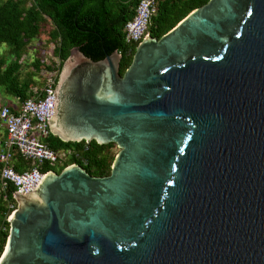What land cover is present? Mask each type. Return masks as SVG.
I'll return each mask as SVG.
<instances>
[{
    "label": "water",
    "instance_id": "obj_1",
    "mask_svg": "<svg viewBox=\"0 0 264 264\" xmlns=\"http://www.w3.org/2000/svg\"><path fill=\"white\" fill-rule=\"evenodd\" d=\"M61 64L48 128L114 143L16 195L0 264H264V0H207L135 45Z\"/></svg>",
    "mask_w": 264,
    "mask_h": 264
},
{
    "label": "trees",
    "instance_id": "obj_2",
    "mask_svg": "<svg viewBox=\"0 0 264 264\" xmlns=\"http://www.w3.org/2000/svg\"><path fill=\"white\" fill-rule=\"evenodd\" d=\"M207 0H157L156 12L150 17L148 34L158 38L173 27L189 11ZM137 0H0V93L7 98L22 100L29 86L39 85L41 72L60 70L61 64L76 48L91 60L101 59L116 50L120 53L119 74L128 65L136 43H126L122 27L133 14ZM42 21H48L46 37L40 35ZM40 40L45 48L37 56L26 51L32 39ZM39 42V41H38ZM5 50H4V49ZM48 51L50 54H48ZM4 52V53H2ZM51 56L47 60L44 55ZM5 54L12 56L11 59ZM56 59V62L53 60ZM27 65L26 71L20 69ZM53 150L73 147L77 156H70L63 167L76 163L93 176H104L109 172L114 156L105 152L114 143L97 144L93 140L82 150L80 142H63L53 135L45 139ZM18 159L17 166L23 162ZM16 166V167H17ZM50 169L41 166V170ZM5 202L0 198V254L8 232L4 220ZM1 227L3 229H1Z\"/></svg>",
    "mask_w": 264,
    "mask_h": 264
},
{
    "label": "built area",
    "instance_id": "obj_3",
    "mask_svg": "<svg viewBox=\"0 0 264 264\" xmlns=\"http://www.w3.org/2000/svg\"><path fill=\"white\" fill-rule=\"evenodd\" d=\"M156 4L157 0H137L131 18L122 27L126 43H137L148 35ZM56 78L57 70L45 69L38 79L39 85L29 86L24 99L0 100V198L5 202L6 221L15 208L16 195L33 190L42 175L52 170L42 171L41 166H63L68 157L77 156L73 147L53 150L45 142L51 135L48 124L53 114ZM86 143L81 145L82 150L87 148ZM18 159L23 162L20 166L16 164Z\"/></svg>",
    "mask_w": 264,
    "mask_h": 264
},
{
    "label": "rangeland",
    "instance_id": "obj_4",
    "mask_svg": "<svg viewBox=\"0 0 264 264\" xmlns=\"http://www.w3.org/2000/svg\"><path fill=\"white\" fill-rule=\"evenodd\" d=\"M49 22L48 21H42L41 22V25H40V31H39V33H40V35L39 36H37V38H44V37H46L45 35H46V28L45 27H51V24H48ZM39 41V42H38ZM42 44V42H40V40H37V42H36V37H35V39H32L29 43H27V45H26V51H28L30 54H31V56L33 57V56H37L38 54H39V51H41V50H43V48H45L44 47V45H42V48H41V46H39V45H41ZM1 47V46H0ZM4 49V48H3ZM1 51H3L2 49H0ZM5 50V49H4ZM1 51H0V53H1ZM2 53H4V52H2ZM43 54V53H42ZM44 55V54H43ZM5 57L7 58V60L8 59H11V57L12 56H9V55H7V54H5ZM44 57L47 59V60H50L51 59V56H49L47 53H46V55H44ZM63 63V62H62ZM22 65V64H21ZM24 65V64H23ZM22 65V66H23ZM26 69H27V65H24L21 69H20V71L19 72H21V71H26ZM0 100H4V101H7L8 99H7V96H3L1 93H0ZM0 133H2V128L0 127ZM118 151V148L113 144L112 146H110L109 148H105V152H107L109 155H111V156H113V155H115V153ZM50 169H52L53 171H59L60 169H62L63 168V166H62V164H60V163H56V164H53V165H51L50 167H49Z\"/></svg>",
    "mask_w": 264,
    "mask_h": 264
},
{
    "label": "flooded vegetation",
    "instance_id": "obj_5",
    "mask_svg": "<svg viewBox=\"0 0 264 264\" xmlns=\"http://www.w3.org/2000/svg\"><path fill=\"white\" fill-rule=\"evenodd\" d=\"M56 172H59V171H56ZM89 174V173H88Z\"/></svg>",
    "mask_w": 264,
    "mask_h": 264
},
{
    "label": "clouds",
    "instance_id": "obj_6",
    "mask_svg": "<svg viewBox=\"0 0 264 264\" xmlns=\"http://www.w3.org/2000/svg\"><path fill=\"white\" fill-rule=\"evenodd\" d=\"M80 142V141H79Z\"/></svg>",
    "mask_w": 264,
    "mask_h": 264
}]
</instances>
